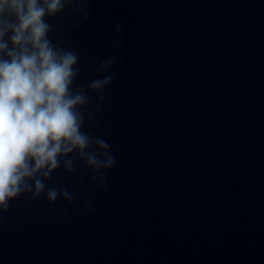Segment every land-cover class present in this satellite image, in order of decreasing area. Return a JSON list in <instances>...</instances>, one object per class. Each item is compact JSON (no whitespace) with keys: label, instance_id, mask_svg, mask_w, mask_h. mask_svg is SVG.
Segmentation results:
<instances>
[{"label":"water","instance_id":"95a60500","mask_svg":"<svg viewBox=\"0 0 264 264\" xmlns=\"http://www.w3.org/2000/svg\"><path fill=\"white\" fill-rule=\"evenodd\" d=\"M88 8L87 21L50 18V38L80 56L77 84L121 58L88 128L116 164L107 190L83 165L55 172L47 183L77 193L74 204L11 201L0 264H264V0Z\"/></svg>","mask_w":264,"mask_h":264},{"label":"clouds","instance_id":"9594fccd","mask_svg":"<svg viewBox=\"0 0 264 264\" xmlns=\"http://www.w3.org/2000/svg\"><path fill=\"white\" fill-rule=\"evenodd\" d=\"M89 3L0 0V222L10 202L22 196L32 202L44 198L53 205L61 199L76 203L77 193L47 183L61 168L75 173L83 165L91 170V180L107 190V172L116 158L111 145L88 128L100 127L96 115L103 113L104 92L115 80L107 73L121 58L111 55L99 61L102 78L77 84L80 56L61 41L53 42L48 22L66 10L87 21ZM114 30L120 36L115 48L123 43L120 22ZM84 208L91 211L87 202ZM67 216L65 210L63 218Z\"/></svg>","mask_w":264,"mask_h":264}]
</instances>
